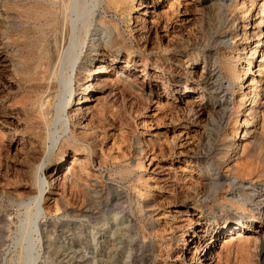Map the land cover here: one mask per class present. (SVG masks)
Instances as JSON below:
<instances>
[{
  "label": "rangeland",
  "instance_id": "obj_1",
  "mask_svg": "<svg viewBox=\"0 0 264 264\" xmlns=\"http://www.w3.org/2000/svg\"><path fill=\"white\" fill-rule=\"evenodd\" d=\"M23 1L18 4L27 9L29 0ZM125 1L122 12L105 13L104 0H85L81 16L70 13L69 43L63 49L56 43L61 88L49 94L52 123L37 128L23 99L35 91L20 87L34 46L22 43L20 54L27 60L20 68L18 52L3 33L13 9L6 10L0 0V101L9 114L0 123V264H197L201 254L190 244L233 234L237 229L215 230L237 221L243 224L240 232L256 231V239L239 246L234 235L222 238L215 264H264V206L259 207L264 146L254 154L242 152L253 135L264 137V0L247 7V13L240 5L248 0ZM101 16L105 23L96 27ZM15 20L27 27L26 39H33L32 25ZM112 23L122 36L120 47L112 44ZM76 37L77 59L63 68ZM52 39L49 34L48 42ZM257 41L263 46L255 47ZM100 52L107 61L111 54L118 56L113 71H121L127 87L111 85L118 94L110 95L108 88L97 100L79 104L90 106L86 117H71L82 89L98 75ZM130 60L131 72L123 71L120 67ZM142 60L146 74L135 78ZM213 61L221 75L217 95L226 106L217 117L206 83ZM78 67L84 78L74 75ZM108 73L104 77L114 78ZM173 77L187 86L186 92L172 89ZM251 78H261L254 105L245 99L249 89L244 84ZM198 104L201 110L190 109ZM70 129L81 139L74 143L80 150L67 145L59 153L58 142ZM210 131L216 139L211 146ZM82 138L93 146L87 148ZM73 155L88 164L82 178L89 193L83 201L69 197L70 204H64L48 185V174L60 176ZM213 177L221 182L215 191L209 186ZM70 181L58 192L67 193ZM47 196L56 197L57 211Z\"/></svg>",
  "mask_w": 264,
  "mask_h": 264
},
{
  "label": "bare ground",
  "instance_id": "obj_2",
  "mask_svg": "<svg viewBox=\"0 0 264 264\" xmlns=\"http://www.w3.org/2000/svg\"><path fill=\"white\" fill-rule=\"evenodd\" d=\"M3 1L4 2L2 4V6L6 10L11 11V9H13L12 13L9 14L8 27L5 28V31L3 33H4V36L6 37L7 41L10 44H12V46L18 52V55H19L18 64H20V68H23L22 64L25 63V60H27V59L22 60L21 48L24 47V46H22V43H24V42H26L27 44L31 43L30 45L33 44V46H34V51L31 52V55L29 58L30 61L31 60H33V61L31 63V65H29L27 63L29 66L26 65V66H28V68L25 69L22 73L23 82L20 84V87L24 90H34L35 91V93L31 92L30 94H25V96L23 98L25 100L26 105L28 107H30V110L33 113L31 115L33 118V125L37 128L38 127L48 128L50 126V124L52 123V115H50V111H51V106L53 103L52 102L53 97L52 96L49 97V94L51 92H54V91L56 92L58 89L60 90V88H61V82H60V80H58V74L60 71L59 64L61 62H60V56L58 54L57 44H58V46L59 45L61 46V49H63L65 45H68L69 38H70V30H71L70 29L71 24H70V20H69L70 19V13L71 12L76 13V17L81 16L85 11V0H29V1L26 0L29 3V6L27 7V9H22V5L18 4V2H21L23 0H3ZM256 1L257 0H248L247 3H245L243 1L241 3L240 7L244 8V10L247 13L251 7L256 5ZM104 4H105V7H104L105 13L118 12V11L122 12L125 10L126 1L125 0H104ZM261 4L264 5V1H263V3L261 2ZM221 5H222V3H221ZM221 5H220V8H221ZM139 7L146 9V7H148V6H147V4L146 5L141 4V5H139ZM247 7H250V8L247 9ZM21 18L26 19L25 24L32 25L33 31L31 32V30H30L29 32L33 33V37H32L33 39H28V38L26 39V34H27L26 32L27 31H25V29H27V27H23L24 25H22V24L20 25V23H18L15 20V19L20 20ZM260 22L261 21H258L256 25H258ZM104 23H105V21L101 16L100 18H98L96 20V27H98V26L103 27ZM85 25L83 23L82 27L84 28ZM256 25L254 24V26H256ZM112 27L114 30V33L112 35V44L120 47L123 43L122 36L120 35L116 24L112 23ZM49 34H52V36H53V39L51 42H48V40H47V36ZM79 38L80 37H76L72 41L73 46H75V49L71 50L69 53L66 52L67 53L65 56L66 61H64L65 63H64L63 68H66L65 65H71V67L74 66L75 60L77 59L78 52H79V46H80V39ZM91 41H93V40H91ZM224 43H226V41H224ZM49 44L51 45L50 48H49ZM263 45H260L259 41H257V44L254 46L257 47V46H263ZM25 46H26V44H25ZM89 47L91 48V45ZM31 49H32V46H31ZM256 52H257V50L254 51V54L252 56H256ZM109 58H110V61L105 60L104 52H100V55L98 57L99 62L97 63V67L95 70V72L98 73V75H97V77H95V80L90 79L88 86H86L82 89L79 99H77L75 101L76 107L72 110L71 117L75 116V115H79L80 118L86 117L87 109L89 110L90 106H86L85 108L82 109V107L79 106V104H83L84 102H87L90 100L95 101V99L98 97L99 93H103V92L107 91L108 88L114 87L111 85L117 86V85H119V83H121V85H119L120 86L119 88L122 90L127 87L125 85V83H123V78H120V76H119L122 74L121 71L119 73H117V72L115 73V71H113V69H115V67H116L115 63L118 60V56L111 54L109 56ZM138 64H140V63H138ZM132 65H134L133 61H131V62L125 61V63L120 68L125 72H128V71L131 72L130 67ZM145 65H146V62L144 60H142V65L140 66V73L135 75V78L146 74ZM159 65H162V64L159 63ZM210 65L212 66V69L210 70L209 74L206 76V83H207L210 91L214 93V97H213L214 98V105H213V111L212 112H213V115H215L217 117L219 112L225 111L226 106H225L224 97L221 95H217L218 94L217 90L220 88V81H221L220 72H219V70H216L217 66L215 65L214 61ZM78 68H79L78 70H77V68L75 69L76 71H74L75 72L74 75L75 76L76 75L81 76L84 78L86 75H83L82 72L80 71L81 67H78ZM163 68L164 67H162V69ZM246 70L250 71L249 68H247ZM108 72L110 74H113L114 78H112V77L110 78V76L104 77V74H106ZM156 74H157V72H156ZM149 75L153 78L154 81L160 83L161 85L163 84V81L160 78H158L157 75H155L154 73H149ZM158 76H159V74H158ZM131 80L132 79L129 78L130 82H131ZM143 81H144V79H142L140 81V83ZM258 81H261V78L258 80H254L253 78H251L247 84H244L245 88L249 89L246 93L247 97L245 99L249 100V98H251L252 105L257 103V95L259 93L258 92L259 90H258L257 86H255V84ZM171 82L174 84L173 88H172L173 90H175L179 93L186 92L187 86L177 82V80L174 77L171 79ZM263 82H262V84H264ZM163 90L167 91L166 89H163ZM119 91L120 90L115 88V89H112L108 92L110 93V95L115 96L116 94L119 93ZM215 92H216V94H215ZM44 93H47L46 97L47 96L48 97L45 100L41 101L40 96H42V94H44ZM90 93H94V94L89 95ZM14 102H16V101H14V99H13L12 105L15 104ZM85 105H86V103H85ZM252 105L249 109L253 108ZM5 108L6 107L0 101V123L6 121V120H4L5 116H9V114ZM262 108H264V107H262ZM190 109L191 110H194V109L201 110V107L199 106V104L197 106H194V107H192V105H191ZM262 112H263V109H262ZM242 123L247 124V120L243 119ZM212 126H213V123H212ZM243 133L246 134L247 131H244ZM1 136H2V129L0 128V137ZM98 137H97V139H98ZM87 140H89V139L85 140L84 138H82V141H83L82 144L85 145L87 148L92 147L93 145H91V143H87ZM215 140H216L215 139V133L211 132L207 138L208 145H210V146L214 145L213 143L215 142ZM78 141L80 142L81 139L78 137V135L76 133H74V131L72 129H70L69 135L58 142L57 149L60 153L66 148L67 145H71L72 148H74V151H79L80 150L79 146H76L77 144L76 145L74 144L75 142H78ZM95 142H97V141H95ZM263 142H264V137H262L261 134H255V135H253L249 145L244 144L242 146V152L245 155L254 154V153H256L258 148H261L264 146ZM207 143H206V145H207ZM22 147L23 146L19 147L18 149H21ZM34 158H37V157H34ZM82 160H79V162L76 161V159L73 155L71 157L69 163L65 165L60 176L53 178V176L50 172H49L50 174H48V178H49L48 185L51 187L53 186V188L55 189V191H53V194H56L57 196L59 195V197L61 199H63L64 204H68V203L70 204L71 200L77 201L78 199H80V201H83V200H85V197L89 193V192L87 193V190H84L85 189V187H84V179L85 178L84 179L82 178V174H83L82 171L86 169L85 167L88 164ZM238 169L240 170L239 167H238ZM247 170H248V168H247ZM244 174H246V173H244ZM69 177H71L73 181L72 182L70 181L71 184L69 183L70 184L69 187L67 186L68 187V190H66L67 193H65V190H63V189L60 192H58L60 189V186L62 185V187H63L65 185V183L67 182ZM219 181H220L219 177L211 178V180L209 182L210 188L214 189V191L217 190L221 186V182H219ZM37 184H38V181H37ZM253 192H255V191H253ZM39 193H40V191H39ZM69 197L71 200L69 199ZM48 198L53 200L54 207L56 208V211H57V209H58L57 204L58 203H57L56 197L51 198V197L47 196L46 199H48ZM262 206H264V199L261 200L259 203L260 209H262L261 208ZM82 213L91 214V212H89V210H87V211L84 210ZM222 227H223V225L218 227L215 230V231H217L216 233H219V231L228 232V231L232 230L233 228L237 229V232H234L233 234L227 233L225 236H221V237H216V235L210 236V239H211L210 242L205 243L204 241H202V242L200 241V243L197 246H194V245L192 246L190 244L191 248H193L195 250L199 249V253L201 254L199 256V261L197 264H215L216 263L217 258H216L215 250L218 246H221L219 244H220V241L222 240V238H227V237L234 235L235 236L234 239L239 246L247 245L252 240L256 239V236L252 234L253 232H256V231H252L249 233L240 232L241 230H243V224L241 221H237V223L234 224L233 226H229V227L225 228L224 230H220V229H223ZM215 231H212V232H215ZM230 238L231 239H228V240H233L232 237H230ZM192 242H193V240H192ZM225 242L228 244V242H230V241H225ZM261 249L262 248H260V250ZM195 253H196V251H195ZM262 256H264V255H262Z\"/></svg>",
  "mask_w": 264,
  "mask_h": 264
}]
</instances>
